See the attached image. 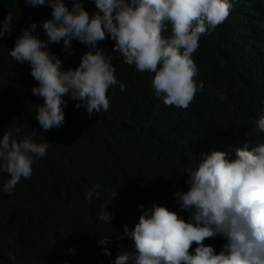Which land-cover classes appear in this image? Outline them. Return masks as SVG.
Instances as JSON below:
<instances>
[{"label": "clouds", "instance_id": "obj_1", "mask_svg": "<svg viewBox=\"0 0 264 264\" xmlns=\"http://www.w3.org/2000/svg\"><path fill=\"white\" fill-rule=\"evenodd\" d=\"M255 1L239 0L231 9L230 0H94L97 11L90 14L83 0H70V8L65 0H25L26 5L52 9L51 19L42 24L48 41L34 35L37 25L32 23L22 30L9 55L30 65L37 82L32 93L43 98L35 118L44 131L64 124L65 96L79 101L76 108H85L89 116L109 109L108 89L119 83L117 54L137 72L154 73L156 96L189 114L204 89L202 80H195L198 70L192 59L199 39L224 30L236 55L233 59L228 55L214 74L221 79L227 72H240V57L252 55L251 38L264 41V8ZM11 28L8 15L0 22V39ZM109 38L115 42L113 48L97 46ZM73 40L88 50L77 67L65 70L48 44L63 41V50L71 54ZM120 90H125L123 84ZM254 136L263 140L253 141ZM48 148L46 142L4 133L0 172L10 179L3 190L12 193L21 178H30L34 157H45ZM166 155L162 150L159 157L140 158L146 162L148 178L151 166L166 164ZM184 174V182L152 207L141 204L132 211L123 205L120 220H113L102 207L95 218L113 231L111 241H122L112 256L104 249L105 255L115 259H101L103 264H264V104L253 121L251 136L233 137L223 147L204 150ZM92 197V191L86 194V199ZM79 263L80 256L69 264Z\"/></svg>", "mask_w": 264, "mask_h": 264}, {"label": "trees", "instance_id": "obj_2", "mask_svg": "<svg viewBox=\"0 0 264 264\" xmlns=\"http://www.w3.org/2000/svg\"><path fill=\"white\" fill-rule=\"evenodd\" d=\"M238 1L230 0L231 9ZM65 3L71 7L70 0ZM255 3L264 8V0ZM83 6L90 14L97 11L94 0H83ZM51 11L47 5H26L25 0H0V22L12 17L11 31L0 39V138L12 132L18 139L49 144L45 157H34L31 177L21 178L12 193L3 190L10 177L0 172V264H69L79 256V264H103L101 259H115L112 252L120 250L122 241H111L113 231L95 218L102 207L113 220L122 219L118 214L123 205L132 211L141 204L152 207L184 182V173L204 150L223 147L233 137L251 136L264 104V41L253 36L252 55L240 57V72L217 79L215 68L228 55L233 59L234 46L221 28L214 37L199 39L192 59L198 70L195 80H202L204 89L189 114L156 96L154 73L137 72L116 53L119 83L108 89L109 109L89 116L85 108H76L79 101L65 96L64 124L44 131L35 118L43 98L32 93L37 82L30 65L14 61L9 52L32 23L37 25L34 35L47 42L42 24L51 19ZM114 44L109 38L97 46ZM48 49L65 70L77 67L88 50L76 40L71 54L63 50V41L48 44ZM162 150L167 152L166 164L151 166L148 178L140 158L159 157ZM90 191L93 197L88 200ZM105 248L111 256L104 254Z\"/></svg>", "mask_w": 264, "mask_h": 264}]
</instances>
